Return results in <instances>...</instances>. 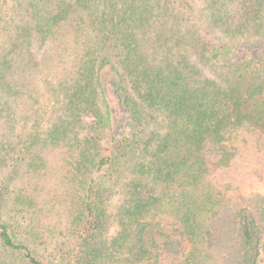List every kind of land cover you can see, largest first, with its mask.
Here are the masks:
<instances>
[{"label":"trees","instance_id":"trees-1","mask_svg":"<svg viewBox=\"0 0 264 264\" xmlns=\"http://www.w3.org/2000/svg\"><path fill=\"white\" fill-rule=\"evenodd\" d=\"M263 261L264 0H0V264Z\"/></svg>","mask_w":264,"mask_h":264},{"label":"rangeland","instance_id":"rangeland-1","mask_svg":"<svg viewBox=\"0 0 264 264\" xmlns=\"http://www.w3.org/2000/svg\"><path fill=\"white\" fill-rule=\"evenodd\" d=\"M259 190H260V188L252 187V188L248 189L247 192H249L250 194H253V193L259 192ZM261 264H264V261Z\"/></svg>","mask_w":264,"mask_h":264}]
</instances>
